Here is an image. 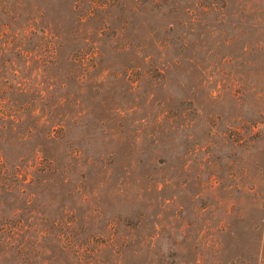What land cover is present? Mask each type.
<instances>
[{
    "label": "rangeland",
    "instance_id": "374dc122",
    "mask_svg": "<svg viewBox=\"0 0 264 264\" xmlns=\"http://www.w3.org/2000/svg\"><path fill=\"white\" fill-rule=\"evenodd\" d=\"M247 8L0 0V264H264Z\"/></svg>",
    "mask_w": 264,
    "mask_h": 264
},
{
    "label": "trees",
    "instance_id": "16d2710c",
    "mask_svg": "<svg viewBox=\"0 0 264 264\" xmlns=\"http://www.w3.org/2000/svg\"><path fill=\"white\" fill-rule=\"evenodd\" d=\"M247 4H248L247 10L252 11L254 14V16L250 14L251 22L247 26L250 28L251 30L250 34L252 35L250 43L253 46H258L264 43V26L260 28L259 20H257L258 18L264 19V7L262 8V10H260L259 9L260 7L257 5L256 0H247ZM243 7H244V3L242 4V1H239L237 4V8L241 10ZM240 33L241 32H239L238 35H241Z\"/></svg>",
    "mask_w": 264,
    "mask_h": 264
}]
</instances>
